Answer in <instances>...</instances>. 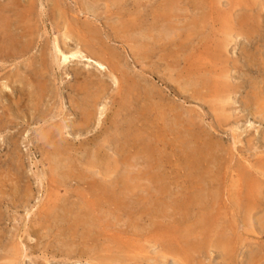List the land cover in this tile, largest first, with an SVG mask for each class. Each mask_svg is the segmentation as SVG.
<instances>
[{"label": "rangeland", "instance_id": "rangeland-1", "mask_svg": "<svg viewBox=\"0 0 264 264\" xmlns=\"http://www.w3.org/2000/svg\"><path fill=\"white\" fill-rule=\"evenodd\" d=\"M11 1L0 0V6L10 4ZM31 1L24 0V6ZM37 1L44 4L43 10L40 12L38 4L34 13L31 11L26 17L23 16L25 29L22 30V26L17 23L15 7H11L10 15L2 19L5 27L10 22L6 29L11 41L16 36L22 39L21 34L25 37L18 43L23 48L19 47L23 52L19 50L22 53L18 54L24 57L19 56L16 50L11 51V54L9 49L11 56L0 59V63H4L0 65V264H264V0H58L60 12L55 15L51 10L53 0ZM197 3H201V6ZM213 6L217 10H213ZM201 8L204 9L202 12ZM229 9H232L234 16ZM19 10L22 11L23 7ZM83 11L87 16L81 14ZM215 12L224 18L219 19L220 16L217 17ZM77 14L81 16L80 22L75 21ZM214 15L218 20L215 17L211 19L210 16ZM7 16H10L9 19ZM190 17L198 23L191 18L193 23ZM201 19L209 21V24L199 21ZM81 22L83 24L80 25ZM180 23L184 24L180 26ZM254 25L258 26L257 30ZM83 27L97 30L107 43L108 51L122 55H116L113 61L107 60L109 67L106 60H100L109 68L106 71L110 72L101 74L94 65L82 60H78L80 63L70 62L63 68L52 65L54 61L49 50L55 38L65 54L69 53L66 44L70 52L77 50L86 53L78 38L72 37L75 31L70 32L74 28L84 32L82 29L86 28ZM69 35L72 38L65 44ZM22 41L29 47L25 44L27 48L23 46ZM29 60H33V67L29 66ZM39 61H48L49 64L46 62V66H41ZM35 66H39V70L45 69V76L40 73L43 70L39 71ZM86 71L90 78L86 77ZM19 73L26 75L27 79H34V82L29 80L33 86L29 87L31 83L23 76V81L18 78L19 85L15 84L14 80L18 76L14 74L20 77ZM46 76L49 83L53 82V88L47 83ZM45 83L48 92L42 98L44 102L37 103L33 98L37 91L35 85L43 86ZM23 87L26 92L22 90ZM49 87L55 91H49ZM54 93L58 96H54ZM85 98L89 100L86 105L83 104ZM132 98L139 101L133 102ZM77 101H80L81 107ZM34 106L40 107L39 110H35ZM87 109L90 114H94L89 121L90 129L88 126L79 127L83 122V117L80 120L79 115ZM129 115L130 118L126 119ZM73 129H77V134ZM54 130L61 132L55 139H62L59 145L66 148H61L66 152L59 158L52 154L50 144H45L46 137L55 133ZM85 132L89 136H85ZM125 135L130 137L127 139ZM43 143L49 145V148H45ZM85 146L89 148L85 150ZM145 146L149 150H144ZM135 151L138 153L134 155ZM48 153L50 156L46 158ZM49 159H52L51 163ZM71 169H74V173ZM60 173L63 177H60ZM75 174L79 178L83 177L81 182ZM89 175L94 178L88 179ZM75 181L80 182L81 187ZM102 181L107 182L105 186L110 192L119 194L124 204H94L101 194ZM81 188H84V193ZM210 221L213 223L210 224ZM86 226H89L88 231ZM85 233L88 237L84 236ZM226 245L231 246V251H227L229 247Z\"/></svg>", "mask_w": 264, "mask_h": 264}, {"label": "bare ground", "instance_id": "bare-ground-1", "mask_svg": "<svg viewBox=\"0 0 264 264\" xmlns=\"http://www.w3.org/2000/svg\"><path fill=\"white\" fill-rule=\"evenodd\" d=\"M24 1V0H23ZM23 1H21V0H12L11 2H10V4H5V5H1L0 6V59H6L7 57H10L11 55L9 54V52H14L15 50H16V52H17V54L20 52V51H22L23 52V50H20V48L22 47V46H19V41L20 40H23L24 39V35L23 34H21L20 36H22V39H20L18 36H16V39L15 38H13L12 39V41H11V39H10V36L8 35L9 33H8V31H7V29L6 28H8L9 27V23L10 22H8V26H7V24H6V27H5V23H4V21L2 20L3 19V17L4 16H6V15H10V12H11V7L13 8V7H15V8H13V9H15V15L18 17L17 18V23L18 24H20L22 27H21V29L23 30V29H25L26 28V25H25V21H24V17H26L25 15H27L28 13H30L31 11H33V13H34V10H37V6H38V4H40L38 7H39V10H40V12H42V10H43V5L41 4V3H39L37 0H32L31 2H27V5L26 6H24L25 4L23 3ZM50 1H52V0H50ZM93 1V0H92ZM162 1V0H161ZM185 1V0H184ZM197 2H198V0H196ZM195 1V2H196ZM200 1V0H199ZM215 1V0H214ZM214 1H212V2H214ZM217 1V0H216ZM242 1V0H241ZM244 2H246L245 0H243ZM252 1V0H251ZM7 2V1H6ZM60 1H58V0H53L52 1V5H51V10L53 11V15H55L56 14V12H60V3H59ZM136 2V1H135ZM145 2V1H144ZM189 2V1H188ZM210 2V1H209ZM244 2H242V4L244 3ZM248 2H250V1H248ZM8 3V2H7ZM86 3V2H85ZM106 3V2H105ZM156 3V2H155ZM240 3V2H239ZM251 3V2H250ZM253 3V2H252ZM198 4V3H197ZM201 4V3H200ZM200 4H198V5H200ZM210 4H211V2H210ZM217 4V3H216ZM248 4V3H247ZM46 5V4H45ZM86 5H87V3H86ZM85 5V6H86ZM89 5V4H88ZM91 5V4H90ZM147 5H148V3H147ZM153 5V4H152ZM194 5H196V4H194ZM212 5H213V3H212ZM215 5V4H214ZM223 5V4H222ZM233 5H235V4H233ZM233 5H229V7L230 6H232V8H234L233 7ZM244 5V4H243ZM246 5V4H245ZM249 5V4H248ZM248 5H247V8H248ZM261 5V4H260ZM264 5V4H263ZM82 6V5H81ZM118 6V5H117ZM164 6V5H163ZM201 6V5H200ZM206 6V5H205ZM226 6V5H225ZM242 6V5H241ZM250 6V5H249ZM23 7V10L22 11H18V9H20V8H22ZM91 7V6H90ZM122 7V6H121ZM206 7H210V5L209 6H206ZM206 7H205V9H206ZM253 7V6H252ZM84 7H82V8H80L81 10L80 11H82V9H83ZM111 8V7H110ZM113 8H115V7H113ZM117 8V7H116ZM135 8V7H134ZM153 8V7H152ZM161 8H162V5H161ZM191 8V7H190ZM213 8V10H217L216 8L214 9V6L212 7ZM240 8V7H239ZM238 8V9H239ZM242 8V7H241ZM246 8V7H245ZM262 8V7H261ZM264 8V7H263ZM94 9V8H93ZM112 9V8H111ZM195 9V8H194ZM196 9L198 10L199 9V7H197L196 6ZM202 9L203 8H201V12H202ZM236 9V8H235ZM234 9V10H235ZM260 9V8H259ZM149 10H151V9H149ZM164 10V9H163ZM188 10H189V8H188ZM192 10H193V8H192ZM200 10V9H199ZM198 10V11H199ZM204 10V9H203ZM230 10V9H229ZM232 10V9H231ZM230 10V11H231ZM241 10H243V9H241ZM251 10V9H250ZM18 11V12H17ZM51 11V12H52ZM115 11V10H114ZM122 11V10H121ZM130 11V10H129ZM128 11V12H129ZM174 11V10H173ZM187 11V10H186ZM185 11V12H186ZM93 12V11H92ZM165 12V11H164ZM189 12V11H188ZM191 12V11H190ZM194 12H195V10H194ZM210 12V11H209ZM208 12V13H209ZM252 12V11H251ZM32 13V14H33ZM48 13V12H47ZM79 13V12H78ZM89 13H91V12H89ZM98 12H96V14H97ZM112 13V12H111ZM115 13V12H114ZM196 13H198V12H196ZM196 13H194L195 14V16H196ZM200 13V12H199ZM208 13H206V14H208ZM230 13H232L231 15H233V11H231ZM234 13H235V11H234ZM246 13V12H245ZM248 13V12H247ZM253 13H255V12H253ZM42 14V13H41ZM49 14V13H48ZM60 14V13H59ZM66 14V13H65ZM81 14H84L85 15V13H84V11L83 12H81ZM92 14V13H91ZM99 14V13H98ZM118 14V13H117ZM159 14V13H158ZM172 14V13H171ZM211 13H209V15H210ZM215 14H217L218 15V12H215ZM221 14V13H220ZM228 14H229V12H228ZM236 14H238V12L236 13ZM240 14V13H239ZM47 15V14H46ZM50 15V14H49ZM48 15V16H49ZM58 15V14H57ZM83 15V16H84ZM112 15V14H111ZM174 15V14H173ZM199 15V14H198ZM213 15V14H212ZM242 15V14H241ZM24 16V17H23ZM34 16V15H33ZM75 16V15H74ZM85 16H87V15H85ZM154 16V15H153ZM220 15H218L217 17H219ZM234 16V15H233ZM233 16H232V18H233ZM262 16V15H261ZM8 17H10V16H7V19H9ZM46 17V16H45ZM50 17V16H49ZM52 17V16H51ZM67 17V16H66ZM81 16H80V14H77V16H76V19H75V21H78V22H80L81 20V18H80ZM112 17V16H111ZM114 17V16H113ZM155 17V16H154ZM164 17V16H163ZM175 17V16H174ZM185 17V16H184ZM194 17V16H193ZM193 17H190V20H191V18L193 19ZM210 17H212L211 19H213V17H215V19H217L216 18V15H214V16H210ZM209 17V18H210ZM244 17V16H243ZM258 17V16H257ZM34 18H35V16H34ZM37 19H38V17H36ZM46 18H48V17H46ZM95 18V17H94ZM115 18V17H114ZM178 18H180V17H177V19ZM186 18V17H185ZM184 18V19H185ZM189 18V17H188ZM195 18V17H194ZM205 18V17H204ZM204 18H202V19H204ZM222 18H224V17H222ZM221 18V16H220V18L219 19H222ZM230 18V17H229ZM231 18V19H232ZM255 18V17H254ZM42 19H44V18H42ZM51 19H54V18H51ZM59 19H61V16H59ZM66 19H68V17L66 18ZM84 19V18H83ZM91 19V18H90ZM89 19V20H90ZM95 19H97V17L95 18ZM116 19V18H115ZM118 19V18H117ZM116 19V20H117ZM181 19V18H180ZM183 19V20H184ZM199 20V21H204V20ZM244 19V18H243ZM48 20V19H47ZM194 20V19H193ZM193 20H191L193 23H194V21ZM218 20V19H217ZM238 20V19H237ZM237 20H235V21H237ZM36 21V20H35ZM52 21V20H51ZM59 21V20H58ZM69 21V20H68ZM222 21V20H221ZM245 21V20H244ZM254 21V20H253ZM7 22V21H6ZM56 22V21H55ZM92 22V21H91ZM196 22V21H195ZM205 22V21H204ZM209 22V21H208ZM208 22H205V23H207V24H209ZM223 22H227V21H224V19H223ZM252 22V21H251ZM33 23V22H32ZM37 23V22H36ZM65 23V22H64ZM77 23V22H76ZM126 23V22H125ZM164 23V22H163ZM189 23H191V22H189ZM198 22H196V24H197ZM203 23V22H202ZM232 23H233V21H232ZM246 23H248V21L246 22ZM252 23H254V22H252ZM255 23H257V22H255ZM58 24V23H57ZM66 24V23H65ZM81 24H83L82 22L80 23V25ZM90 24V23H89ZM97 24V23H96ZM107 24H109V23H107ZM146 24V23H145ZM182 24H184V23H182ZM181 23H180V26L182 25ZM227 24H228V22H227ZM231 24V23H230ZM235 24H236V22H235ZM239 24H241L240 22H239ZM259 24V23H258ZM63 25V24H62ZM79 25V24H78ZM78 25H77V27H78ZM111 25H113V24H111ZM110 25V26H111ZM116 25H118V24H116ZM128 25V24H127ZM192 25V24H191ZM234 25V24H233ZM14 26H15V23H14ZM46 26V25H45ZM54 26H56V25H54ZM64 26V25H63ZM73 26H75V25H73ZM82 26H84V25H82ZM86 26V25H85ZM159 26V25H158ZM194 26V25H193ZM193 26H191V27H193ZM240 26H242V25H240ZM47 27V26H46ZM45 27V28H46ZM60 27V26H59ZM65 27V26H64ZM80 27V26H79ZM112 27V26H111ZM171 27H172V25H171ZM173 27H175V26H173ZM184 27V26H183ZM182 27V28H183ZM188 27V26H187ZM187 27H185V28H187ZM196 27V26H195ZM198 27H199V25H198ZM239 27V26H238ZM251 27H253V26H251ZM254 27L256 28L255 30H257V27L254 25ZM260 27V26H259ZM16 28V27H15ZM17 28H19L18 27V25H17ZM53 28V27H52ZM63 28V27H62ZM83 28H86V29H82L84 32H79V28L78 29H76V28H74V29H72V31L70 30V32L72 33V32H74L75 34H73V36L72 37H77L78 38V40H79V44H81L82 46H83V48L86 50V53L84 52V54L83 53H81V51L80 52H78L77 50L76 51H69V49L67 48V40H69V38H72V37H70V35L68 36V38L66 37V39H65V41L66 42H64L65 44H66V51H68L69 53H67V54H65V53H63L61 50H60V48H59V42H57L56 41V38L55 39H53V41H51V42H53L52 43V45H51V47H52V49L50 48V50H49V53L51 52V56H52V60L54 61V64H52V65H55V68H57V66L60 68V67H62L63 68V66H67V64H69L70 62L72 63L73 61H78V60H82V61H85V62H88L89 64L91 63L92 65H94L95 66V68H96V70L99 72V73H105V72H107L106 70H107V68L109 67V63L107 62V60H109V62H110V60H112V59H116V57L118 56L117 54H115L114 55V51H113V53H112V51H111V53H110V51H108V49L107 48H109L108 46H107V43H105V41L102 39V36H100V34L98 33V31L97 30H93L92 28H90V27H83ZM96 27H94V29H95ZM126 28V27H125ZM228 28V27H227ZM245 28V27H244ZM33 29H35V28H33ZM49 29V28H48ZM69 29V28H68ZM102 29V28H101ZM119 29V28H118ZM126 29H128V28H126ZM125 29V30H126ZM158 29V28H157ZM156 29V30H157ZM171 29V28H170ZM169 29V30H170ZM172 29H174V28H172ZM191 29V28H190ZM193 29V28H192ZM246 29V28H245ZM253 29V28H252ZM12 30V29H11ZM36 30V29H35ZM74 30V31H73ZM108 30V29H107ZM201 30V29H200ZM199 30V31H200ZM248 30V29H247ZM254 30V29H253ZM27 31V30H26ZM25 31V32H26ZM33 31V30H32ZM45 31V30H44ZM51 31V30H50ZM59 31V30H58ZM61 31V30H60ZM66 31V30H65ZM172 31V30H171ZM177 31V30H176ZM179 31V30H178ZM181 31V30H180ZM184 31V30H183ZM187 31V30H186ZM202 31V30H201ZM108 32V31H107ZM158 32V31H157ZM168 32V31H167ZM174 32V31H173ZM173 32H172V34H173ZM257 32V31H256ZM35 33V32H34ZM34 33H32V34H34ZM46 33V32H45ZM61 33V32H60ZM67 33V32H66ZM65 33V34H66ZM69 33V32H68ZM126 33V32H125ZM135 33V32H134ZM165 33V32H164ZM177 33V32H176ZM183 33V32H182ZM188 34H190V32H187ZM187 33H185V34H187ZM197 33V32H196ZM196 33H194V34H196ZM15 34H16V32H15ZM38 34V33H37ZM48 34V33H47ZM107 34V33H106ZM111 34V33H110ZM143 34V33H142ZM157 34V33H156ZM162 34V33H161ZM171 34V33H170ZM172 34L171 35H169L170 36V39H171V36H172ZM178 34H179V32H178ZM187 34V35H188ZM192 34V33H191ZM193 34V35H194ZM202 34V33H201ZM35 35V34H34ZM41 35V34H40ZM46 35V34H45ZM103 35V34H102ZM33 36V35H32ZM36 36V35H35ZM52 36V35H51ZM104 36V35H103ZM108 36V35H107ZM121 36V35H120ZM139 36V35H138ZM179 36H181V34L179 35ZM196 36H198L197 34H196ZM12 37V36H11ZM46 37V36H45ZM63 37V36H62ZM162 37H163V35H162ZM175 37V36H174ZM195 37V36H194ZM194 37H192V38H194ZM33 38V37H32ZM38 38V37H37ZM41 38V37H40ZM49 38V37H48ZM64 38V37H63ZM110 38V37H109ZM165 38V37H164ZM163 38V39H164ZM178 39L180 38V37H177ZM191 38V39H192ZM62 39V38H61ZM107 40H109L108 38H106ZM197 39H199V38H197ZM249 39V38H248ZM47 40V39H46ZM55 40V41H54ZM77 39H75V41H76ZM155 40H157V39H155ZM167 40V39H166ZM172 40H173V37H172ZM208 40H209V38H208ZM34 41L36 42V40L34 39ZM45 41V40H44ZM59 41V40H58ZM110 41V40H109ZM108 41V42H109ZM127 41V40H126ZM187 41V40H186ZM194 41V40H193ZM195 41H196V38H195ZM205 41V40H204ZM224 41H226V40H224ZM23 42V41H22ZM32 42H33V40H32ZM34 42V43H35ZM107 42V41H106ZM111 42V41H110ZM166 42V41H165ZM164 42V43H165ZM177 43L176 44H178V41H176ZM183 41H181V43H182ZM201 42V41H200ZM34 43H33V45H34ZM63 43V44H64ZM112 43V42H111ZM161 43V42H160ZM171 43V42H170ZM175 43V42H174ZM184 43V42H183ZM191 43V42H190ZM217 43H219V42H217ZM18 44V45H17ZM22 43H20V45H21ZM26 45V43H24L23 42V46H25ZM38 44V43H37ZM168 44H169V42H168ZM49 45V44H48ZM127 45H128V42H127ZM27 47H29L28 45H26ZM25 46V47H26ZM39 45H37V47H38ZM197 46V45H196ZM20 47V48H19ZM26 47V48H27ZM34 47H35V45H34ZM33 47V48H34ZM36 47V48H37ZM47 47V46H46ZM46 47H44L45 49H46ZM133 47H135V45L133 46ZM32 48V49H33ZM35 48V49H36ZM49 48V47H48ZM65 47H63V49H64ZM112 48V47H111ZM9 49H11L9 52H8V50ZM21 49H23V48H21ZM31 49V48H30ZM116 49V48H115ZM138 49V48H137ZM20 50V51H19ZM26 50V52H27V49H25ZM42 50V49H41ZM7 51V52H6ZM131 51V50H130ZM12 52H11V54H12ZM22 52H20V53H22ZM26 52H24V53H26ZM44 52H45V54H46V50H44ZM43 51H42V53H44ZM83 52V51H82ZM119 52V51H118ZM168 52V51H167ZM8 53V54H7ZM28 53V52H27ZM30 53V52H29ZM41 53V54H42ZM48 53V52H47ZM116 53V52H115ZM138 53V52H137ZM152 53V52H151ZM171 53V52H170ZM34 54V53H33ZM33 54H31V55H33ZM37 54V53H36ZM44 54V55H45ZM122 54V53H121ZM205 54V53H204ZM208 54H210L209 52H208ZM19 56H23L24 57V55H20V54H18ZM49 55V54H48ZM117 55V56H116ZM134 55V54H133ZM47 56V55H46ZM50 56V55H49ZM48 56V57H49ZM122 56V55H121ZM120 55L118 56V57H121ZM172 56V55H171ZM212 56V55H211ZM217 56V55H216ZM13 57V56H12ZM11 57V58H12ZM28 57H30V56H28ZM28 57H27V59L26 60H28ZM37 57H38V54H37ZM107 57V58H106ZM123 57H125V56H123ZM168 57V56H167ZM16 58V57H15ZM44 57H42V59H43ZM46 58V57H45ZM140 58H141V56H140ZM169 58V57H168ZM167 58V59H168ZM173 58V57H172ZM187 58V57H186ZM20 59V58H19ZM24 60H25V58H23ZM23 59H21V60H23ZM31 59H32V57H31ZM33 59H36V58H33ZM47 59V58H46ZM95 59H98L99 61H96ZM118 59V58H117ZM121 58H119V60H120ZM138 59V58H137ZM145 59V58H144ZM26 60H25V62H26ZM38 60H40V58L38 59ZM51 60V59H50ZM100 60H106L105 62H107V65H108V67L107 66H105L103 63H101V62H103V61H100ZM119 60H118V62H119ZM30 61V60H29ZM33 61V60H32ZM32 61H30V63L31 64H29V66L31 65L32 67H33V64H32ZM48 61H49V59H48ZM48 61H39V63L38 64H40L41 66H46L47 64H46V62L48 63ZM113 61V60H112ZM112 61H111V63H112ZM0 62H1V60H0ZM16 62V61H15ZM36 62H38L37 60H36ZM36 62H34V63H36ZM81 62V61H80ZM79 61H78V63H80ZM11 63V62H10ZM17 63V62H16ZM27 63V62H26ZM75 62H73V64H74ZM77 63V62H76ZM116 63H117V61H116ZM119 63H121V61L119 62ZM4 63H0V65H3ZM37 64V63H36ZM49 64V63H48ZM51 64V63H50ZM12 65H17V64H15V63H13ZM27 65V64H26ZM39 65V66H40ZM72 65V64H71ZM76 65V64H75ZM111 65V64H110ZM114 65V64H113ZM28 66V65H27ZM38 66V67H39ZM40 66V67H41ZM49 66V65H48ZM89 66V65H88ZM2 67V66H1ZM1 67H0V69H1ZM4 67V66H3ZM17 67V66H16ZM31 67V68H32ZM38 67H36L35 66V69L37 68V70H39V68ZM69 67V66H68ZM67 67V68H68ZM86 67V66H85ZM93 67V66H92ZM123 67V66H122ZM45 68H47V67H45ZM115 68V67H114ZM117 68V67H116ZM4 69V68H3ZM50 69V68H49ZM48 69V70H49ZM77 69V68H76ZM75 69V70H76ZM118 69H120L119 67H118ZM30 70V69H29ZM32 71H33V69H31ZM40 70H43V69H40ZM39 70V71H40ZM45 70V69H44ZM44 70L41 72L40 71V73H42L41 75H43V76H45V74H43V72H44ZM79 70H80V72H81V69H80V67H79ZM78 70V71H79ZM88 70H90V69H88ZM93 70V69H92ZM108 70H109V68H108ZM117 70V69H116ZM115 70V71H116ZM183 70V69H182ZM20 71V70H19ZM35 71V70H34ZM33 71V72H34ZM57 71V70H56ZM16 72H17V70H16ZM37 72V71H36ZM48 72V71H47ZM51 72H53V71H51ZM61 72V71H60ZM67 72V71H66ZM77 72V71H76ZM75 71H74V74L76 73ZM87 73V76L86 77H89L90 78V76H88V71H86ZM94 72V71H93ZM108 72H110V71H108ZM107 72V73H108ZM118 72V71H117ZM116 72V73H117ZM20 73H22L21 71H20ZM19 73V74H20ZM28 73V72H27ZM94 73H96V72H94ZM112 73V72H111ZM120 73V72H119ZM23 74V73H22ZM22 74H20V77H19V75H17V74H14V75H16V76H18L17 77V79L16 80H14L15 81V84L17 83V81H18V78H20L21 79V77L23 76L24 78H26L25 76L26 75H22ZM77 74V73H76ZM81 75L82 73H78V75ZM3 75V74H2ZM29 75V74H28ZM32 76H33V74H31ZM30 75V76H31ZM38 76H39V73L37 74ZM52 75V74H51ZM56 75H58L59 76V74H55V76ZM83 75V74H82ZM90 75V74H89ZM116 75V74H115ZM5 76V75H4ZM13 76V75H12ZM11 76V77H12ZM16 76H14V77H16ZM37 76V77H38ZM69 76H71V75H69ZM75 76V75H74ZM34 77V76H33ZM36 77V76H35ZM49 77V76H48ZM78 77H82V76H78ZM95 77V76H94ZM23 78V79H24ZM67 78V77H66ZM72 78H73V76H72ZM77 78V77H76ZM93 78V77H92ZM115 78V77H114ZM113 78V79H114ZM13 79V78H12ZM27 79V78H26ZM41 79H43V78H41ZM41 79H38V81L40 82V80ZM46 81H47V76H46ZM44 79V80H45ZM52 79V78H51ZM55 79V78H54ZM61 79V78H60ZM63 79V78H62ZM87 79V78H86ZM97 79H98V77H97ZM101 79V78H100ZM126 79H128V78H126ZM9 80V79H8ZM25 80V79H24ZM28 81L29 80H31V81H33L32 79H27ZM26 80V81H27ZM71 80V79H70ZM73 80H77V79H73ZM80 80V79H79ZM115 80V79H114ZM10 81V80H9ZM19 81H23L22 79L21 80H19ZM26 81H24V82H26ZM38 81H36L37 83H39ZM43 83H44V81L43 80H41ZM52 81V80H51ZM59 81V80H58ZM89 81V80H88ZM102 81H104V80H102ZM101 81V82H102ZM116 81V80H115ZM30 82V81H29ZM34 82V81H33ZM56 82V81H55ZM62 82V81H61ZM76 82H78V81H76ZM105 82V81H104ZM103 82V83H104ZM124 82V81H123ZM122 82V83H123ZM31 83V82H30ZM29 83V84H30ZM41 83V82H40ZM47 83H49V81H47ZM51 83H53V82H51ZM51 83H49V86H50V84ZM63 84H64V82H62ZM68 83V82H67ZM75 83V82H74ZM90 83V82H89ZM120 83H121V81H120ZM129 83V82H128ZM13 84V83H12ZM18 85H19V82L17 83ZM27 84V83H26ZM29 84H28V86H29ZM36 84V83H35ZM34 84V85H35ZM5 85V84H4ZM31 85H32V83L30 84V86L29 87H31ZM52 85V87L51 88H53V84H51ZM57 85V84H56ZM61 85V84H60ZM69 85H71L70 83H69ZM76 85V84H75ZM81 85V84H80ZM79 85V86H80ZM119 85V84H118ZM121 85V84H120ZM130 85V84H129ZM27 86V87H28ZM33 86V85H32ZM36 86V89H37V91L34 93V95H33V98H34V100H36L37 101V103H39L40 101H43L44 102V100L42 99L43 97H45V95L47 94V89L45 88L46 86H47V84L45 83L43 86L42 85H40V84H37V85H35ZM34 86V87H35ZM137 86V85H136ZM219 86V85H218ZM20 87V86H19ZM26 87V88H27ZM118 87V86H117ZM135 87V86H134ZM151 87V86H150ZM204 87V86H203ZM203 87H202V89H203ZM50 88V87H49ZM50 88V89H51ZM55 88V87H54ZM57 88V87H56ZM128 88V87H127ZM130 88V87H129ZM128 88V89H129ZM131 88H132V86H131ZM130 88V89H131ZM206 88H208V87H206ZM228 88V87H227ZM6 89V88H5ZM10 89V88H9ZM19 89V88H18ZM49 89V91H52L53 89H51L50 90ZM119 89V88H118ZM122 89V88H121ZM125 89V88H124ZM127 89V90H128ZM129 89V90H130ZM20 91H21V88L19 89ZM22 90H24V87H23V89ZM28 90V89H27ZM32 90V89H31ZM74 90V89H73ZM153 90V89H152ZM155 90V89H154ZM153 90V91H154ZM8 91V90H7ZM25 91V90H24ZM55 90H53L52 92H54ZM56 91H57V89H56ZM77 91V90H76ZM76 91H74V92H76ZM89 91V90H88ZM124 91V90H123ZM126 91V90H125ZM133 91V90H132ZM135 91V90H134ZM144 91H145V93L147 92L145 89H144ZM143 90H142V92H144ZM155 91H157V90H155ZM196 91H197V89H196ZM4 92V91H3ZM15 92V91H14ZM26 92V91H25ZM33 92V91H32ZM195 92V91H194ZM5 93V92H4ZM12 93V92H11ZM57 93H58V91H57ZM57 93H54V96L55 95H57ZM155 93V92H154ZM157 94H159L158 92H156ZM14 94V93H13ZM16 94V93H15ZM32 94V93H31ZM51 94V93H50ZM84 94H87V92L86 93H83V95ZM127 94V93H126ZM136 94V93H135ZM137 94H139L138 92H137ZM197 94H199L198 92H197ZM207 94V93H206ZM101 95V94H100ZM122 95V94H121ZM128 95H130V94H128ZM143 95V94H142ZM145 95V94H144ZM152 95V94H151ZM150 95V96H151ZM154 95V94H153ZM58 96V95H57ZM56 96V97H57ZM94 96V95H93ZM105 96V95H104ZM135 96V95H134ZM148 96H149V94H148ZM156 96V95H155ZM51 97V96H50ZM92 97V96H91ZM114 97V96H113ZM116 97V96H115ZM119 97V96H118ZM121 97V96H120ZM128 97V96H127ZM158 97V96H157ZM26 98V97H25ZM108 98V97H107ZM122 98V97H121ZM135 98V97H134ZM146 98V97H145ZM151 98H152V96H151ZM159 98H161V96L159 97ZM28 99V98H27ZM26 99V100H27ZM42 99V100H41ZM119 99V98H118ZM139 99V98H138ZM157 99V98H156ZM122 100V99H121ZM121 100H120V102H121ZM125 100V99H124ZM124 100H122V101H124ZM129 100V99H128ZM132 100H133V98H132ZM131 100V101H132ZM135 100V99H134ZM134 100H133V102H134ZM137 100V99H136ZM136 100H135V102H136ZM92 101V100H91ZM116 101V100H115ZM137 101H139V100H137ZM140 101H142L141 99H140ZM158 101V100H157ZM161 100H159V102H160ZM163 101V100H162ZM17 102V101H16ZM78 102V101H77ZM80 102V101H79ZM79 102H78V104H79ZM89 102V100L87 99V98H85L84 99V102H83V104H87ZM93 102V101H92ZM97 102V101H96ZM113 102V101H112ZM148 102V101H147ZM156 102V101H155ZM1 103V102H0ZM27 103H29V102H27ZM26 103V104H27ZM42 103V102H41ZM40 103V104H41ZM117 103V102H116ZM143 103H144V100H143ZM251 103V102H250ZM19 104H20V102H19ZM29 104H31V102L29 103ZM93 104V103H92ZM128 104V103H127ZM130 104H131V102H130ZM133 104V103H132ZM141 104V103H140ZM150 104V103H149ZM154 104V103H153ZM18 105V104H17ZM16 105V106H17ZM28 105V104H27ZM42 105H43V103H42ZM41 105V106H42ZM75 105V104H74ZM97 105V104H96ZM118 105V104H117ZM122 107L124 106V105H122V104H120ZM138 105V104H137ZM157 105V104H156ZM78 106H80V104L78 105ZM130 106V105H129ZM129 106H126V107H129ZM145 106V105H144ZM261 106V105H260ZM18 107V106H17ZM35 107V106H34ZM38 107V106H37ZM35 107V110H39V108L40 107ZM60 107H61V105H60ZM81 107V106H80ZM88 107V106H87ZM132 107V106H131ZM140 107H142V106H140ZM146 107H147V105H146ZM153 107V106H152ZM151 107V108H152ZM166 107V106H165ZM28 108V107H27ZM89 108V107H88ZM132 108H134V107H132ZM15 109H16V107H15ZM22 110H23V108H21ZM28 109H30V108H28ZM66 109V108H65ZM64 109V110H65ZM142 109H143V107H142ZM257 109V108H256ZM262 109V108H261ZM81 111H82V109H80ZM112 110V109H111ZM120 110H121V108H120ZM130 110V109H129ZM158 110V109H157ZM161 110V109H160ZM9 111V110H8ZM42 111H43V109H42ZM41 111V112H42ZM105 111V110H104ZM124 111V110H123ZM122 111V112H123ZM136 111V110H135ZM135 111H133V112H135ZM148 111V110H147ZM146 111V112H147ZM167 111V113H168V110H166ZM264 110H262V112H263ZM2 112V111H1ZM20 112H21V110H20ZM25 112V111H24ZM38 112V111H37ZM36 112V114H39V113H37ZM40 112V114L42 115V113ZM83 112V111H82ZM159 112V111H158ZM5 113V112H4ZM7 113V112H6ZM45 113V112H44ZM74 113H75V110H74ZM129 113V112H128ZM131 113H132V111H131ZM130 113V114H131ZM136 113H137V111H136ZM150 113V112H149ZM156 113V112H155ZM166 113V112H165ZM18 114H19V112H18ZM47 114V113H46ZM78 114V113H77ZM119 114V113H118ZM117 114V115H118ZM124 114V113H123ZM122 114V115H123ZM134 114V113H133ZM262 114V113H261ZM21 115V114H20ZM23 115H24V113H23ZM45 115V114H44ZM75 115H76V113H75ZM92 115H94V114H90L89 112H88V109L84 112V113H82L81 115H79V118H81V117H83V122H82V124L79 126V127H81V128H84V127H86L87 128V126L89 125V121L91 120V118H92ZM139 115V114H138ZM147 115L149 116V114L147 113ZM146 115V116H147ZM151 115V114H150ZM255 115V114H254ZM257 115V114H256ZM4 116V115H3ZM40 116V115H39ZM99 116V115H98ZM97 116V117H98ZM115 116V115H114ZM121 116V115H120ZM145 116V117H146ZM154 116H155V114H154ZM160 116V115H159ZM162 116V115H161ZM169 116V115H168ZM6 117V116H5ZM43 117V116H42ZM42 117L40 118V120L42 119ZM47 117V116H46ZM100 117V116H99ZM139 117V116H138ZM144 117V116H143ZM156 117V116H155ZM26 118V117H25ZM45 118V117H44ZM48 118V117H47ZM128 118H130V115H129V117L127 116V118L126 119H128ZM142 118V117H141ZM140 118V119H141ZM148 118V117H147ZM154 118V117H153ZM17 119V118H16ZM66 119V118H65ZM120 119V118H119ZM122 119H124V118H122ZM139 119V120H140ZM11 120V119H10ZM80 120H82V118L80 119ZM93 120V119H92ZM98 120V119H97ZM142 120V119H141ZM140 120V121H141ZM159 120V119H158ZM164 120V119H163ZM63 121H64V119H63ZM112 121V120H111ZM138 121V120H137ZM161 121V120H160ZM5 122V121H4ZM65 122V121H64ZM63 122V123H64ZM93 122V121H92ZM127 122V121H126ZM151 122V121H150ZM165 122H167V121H164V123ZM169 122V121H168ZM180 122V121H179ZM9 123V122H8ZM10 123H12V122H10ZM96 123V122H95ZM113 123V122H112ZM115 123V122H114ZM134 123V122H133ZM136 123H138V122H136ZM141 123V122H140ZM149 123V122H148ZM153 123V122H152ZM62 124V123H61ZM76 124V123H75ZM78 124H79V121H78ZM98 124H100V123H98ZM180 124V123H179ZM7 125V124H6ZM63 125V124H62ZM91 125H92V123H91ZM104 125V124H103ZM115 125V124H114ZM145 125V124H144ZM165 125V124H164ZM65 126V125H64ZM94 127H96L95 125H93ZM97 126H100V125H97ZM102 126V125H101ZM140 126V125H139ZM169 126V125H168ZM167 126V127H168ZM30 127H32V126H30ZM67 127H69V126H67ZM74 127V126H73ZM89 128L88 129H90V126H88ZM135 127V126H134ZM148 127V126H147ZM152 128H154V126H151ZM5 128V127H4ZM43 128V127H42ZM74 128H76V126L74 127ZM92 128V127H91ZM100 128H102V127H100ZM140 128V127H139ZM151 128V129H152ZM181 128H183V127H181ZM62 129V128H61ZM64 129H65V131H67L68 132V129L66 130V128L64 127ZM71 129H72V127H71ZM93 129V128H92ZM91 129V130H92ZM96 129V128H95ZM105 129V128H104ZM150 129V128H149ZM171 129V128H170ZM40 130V129H39ZM70 130V129H69ZM75 130H77V129H73V131L75 132ZM84 131H85V129H83ZM94 130V129H93ZM99 130V129H98ZM103 130V129H102ZM162 130V129H161ZM173 130V129H172ZM187 130V129H186ZM54 131H56V130H54ZM73 131H70V132H73ZM78 131L80 132L81 130L80 129H78ZM77 131V132H78ZM47 132H48V130H47ZM51 132V131H50ZM74 132H73V134H74ZM88 132V131H87ZM99 132H100V130H99ZM114 132H116V131H114ZM165 132V131H164ZM163 132V133H164ZM63 133V132H62ZM76 133V132H75ZM92 133V132H91ZM109 133V132H108ZM147 133H149V132H147ZM162 133V134H163ZM170 133V132H169ZM61 134V132H55V133H53V134H51V135H49V136H47L46 137V141L45 142H47V143H45V144H50V147L52 148V150H53V152H52V154L54 155V156H56V157H62L64 154H65V152H63V149H61V148H64V150L66 149L65 148V146L63 145V146H60L59 144H60V142H61V140L62 139H55V137H56V135L58 136V135H60ZM65 134L67 135V133L65 132ZM65 134H63V138H64V136H65ZM77 134V133H76ZM82 135H83V132L81 133ZM80 133H79V137H81L80 135H81ZM85 134H86V132H85ZM89 134V133H88ZM106 134H107V132H106ZM109 134H111V133H109ZM108 134V135H109ZM161 134V135H162ZM184 134V133H183ZM40 135V134H39ZM69 135V134H68ZM67 135V136H68ZM95 135V134H94ZM100 135V134H99ZM170 135V134H169ZM172 135V134H171ZM180 135H182V133L180 134ZM41 136H42V134H41ZM40 136V137H41ZM43 136H45L44 135V133H43ZM70 136V135H69ZM68 136V137H69ZM85 136H89V135H85ZM105 136H107V135H105ZM183 136V135H182ZM39 137V136H38ZM60 137V136H59ZM66 137V136H65ZM78 137V138H79ZM93 137V136H92ZM111 137V136H110ZM114 137V136H113ZM130 136H128V135H125V138H129ZM41 138H43V137H41ZM40 138V139H41ZM45 138V137H44ZM140 138V137H139ZM162 138H164V137H162ZM65 139V138H64ZM63 139V140H64ZM69 139V138H68ZM70 139H72V138H70ZM74 139V138H73ZM86 139H88V138H86ZM85 139V140H86ZM97 139V138H96ZM109 139V138H108ZM39 140V139H38ZM37 140V141H38ZM42 140V139H41ZM66 140H67V138H66ZM84 140V141H85ZM98 140H99V138H98ZM112 140V139H111ZM165 140H167V138L165 139ZM11 141V140H10ZM65 141V140H64ZM97 141V140H96ZM104 141H106L105 139H104ZM42 142H44V141H42ZM99 142V141H98ZM103 142V141H102ZM109 142V141H108ZM111 142V141H110ZM160 142V141H159ZM36 143V142H35ZM70 143V142H69ZM69 143H67V145H69ZM81 143V142H80ZM112 143V142H111ZM119 143V142H118ZM122 143V142H121ZM12 144V143H11ZM37 144V143H36ZM42 144V143H41ZM44 144V143H43ZM44 144V145H45ZM72 144H73V142H72ZM82 145H83V143H81ZM95 144V143H94ZM105 144H107V143H105ZM124 144V143H123ZM170 144V143H169ZM14 145V144H13ZM164 145H166V144H164ZM175 145V144H174ZM48 146V148H49V145H47ZM47 146L45 145V148H47ZM60 146V147H59ZM93 146V145H92ZM142 146V145H141ZM186 146V145H185ZM44 147V146H43ZM72 147V146H71ZM86 147V146H85ZM88 147V146H87ZM87 147L85 148V150H87ZM110 147V146H109ZM40 148V147H39ZM89 148V147H88ZM98 148H100V147H98ZM98 148L96 149V150H98ZM102 148V147H101ZM141 148H143V147H141ZM108 149V148H107ZM144 150H149V148L147 147V146H145L144 148H143ZM51 150V149H50ZM79 150V149H78ZM113 150V149H112ZM118 150V149H117ZM122 150V149H121ZM123 150H124V148H123ZM19 151V150H18ZM40 151H43V150H40ZM46 151H48L47 149H46ZM68 151V150H67ZM91 151V150H90ZM99 151H100V149H99ZM118 151H120V150H118ZM117 151V152H118ZM81 152V151H80ZM83 152H84V149H83ZM87 152V151H86ZM89 152V151H88ZM127 152V151H126ZM125 152V153H126ZM42 153V152H41ZM44 153L46 154V152L44 151ZM76 153V152H75ZM109 153V152H108ZM119 153V152H118ZM134 153V155L136 154V153H138L137 151H135V152H133ZM145 153V152H144ZM143 153V154H144ZM149 152L147 151V154H148ZM69 154V153H68ZM77 154V153H76ZM83 154V153H82ZM96 154H97V152H96ZM99 154H100V152H99ZM115 154H117V153H115ZM121 154V153H120ZM123 154V153H122ZM146 154V155H147ZM150 154V153H149ZM18 155H20V154H18ZM70 155V154H69ZM87 155V154H86ZM86 155H85V157H86ZM102 155V154H101ZM118 155V154H117ZM193 155H194V152H193ZM42 156H43V154H42ZM48 156H50L49 155V153H48V155L46 156V158H48ZM67 156V155H66ZM76 156V155H75ZM124 156H125V154H124ZM132 156V155H131ZM137 156V155H136ZM192 156V155H191ZM20 157H21V155H20ZM45 157V156H44ZM82 157V156H81ZM87 157H88V155H87ZM101 156H99V158H100ZM113 157V156H112ZM118 157V156H117ZM126 157V156H125ZM138 157V156H137ZM91 158V157H90ZM94 158V157H93ZM102 158V157H101ZM105 158V157H104ZM142 158H143V156H142ZM147 158V157H146ZM68 159V158H67ZM86 159V158H85ZM128 159V158H127ZM50 160H52V159H49V162H50ZM63 160V159H62ZM100 160V159H99ZM133 160V159H132ZM53 161H54V159H53ZM53 161H52V164H53ZM95 161V160H94ZM97 161H98V159H97ZM123 161V160H122ZM22 162V161H21ZM59 162V161H58ZM119 162H121V161H119ZM20 163V162H19ZM51 163V162H50ZM56 163V162H55ZM54 163V164H55ZM77 163H79V161L77 162ZM89 163V162H88ZM215 163V162H214ZM15 164V163H14ZM97 164V163H96ZM89 165H91V164H89ZM98 165V164H97ZM128 165V164H127ZM21 166V165H20ZM50 166V165H49ZM70 166V165H69ZM85 166V165H84ZM84 166H82V167H84ZM150 165H148V167H149ZM13 167H15V165L13 166ZM12 167V168H13ZM51 167V166H50ZM66 167V166H65ZM129 167V166H128ZM52 168V167H51ZM50 168V169H51ZM57 168V167H56ZM72 168V167H71ZM79 168V167H78ZM114 168V167H113ZM118 168V167H117ZM156 168V167H155ZM11 169V168H10ZM21 169V168H20ZM19 169V170H20ZM49 169V170H50ZM53 169V168H52ZM70 169V168H69ZM69 169H67V171L69 170ZM48 170V171H49ZM74 170V169H73ZM73 170L71 169V171H72V173H74L73 172ZM181 170V169H180ZM62 171V170H61ZM83 171V170H82ZM114 171H115V169H114ZM113 171V172H114ZM127 171V170H126ZM10 172H12V171H10ZM56 172V171H55ZM78 173V171H77V169L75 170V173ZM81 172V171H80ZM107 172H108V170H107ZM208 172V171H207ZM57 173H58V171H57ZM62 173L64 174V171H62ZM62 173H60V175H62ZM68 173V172H67ZM76 173V174H77ZM83 173V172H82ZM216 173V172H215ZM13 174H15V172L14 173H12V175ZM17 174V173H16ZM75 174V176H77ZM86 174V173H85ZM101 174H102V172H101ZM105 174V173H104ZM157 174V173H156ZM52 175V174H51ZM82 175V174H81ZM87 176H88V174H86ZM167 175V174H166ZM71 176V175H70ZM72 176H74V174L72 175ZM84 176V175H83ZM90 176V175H89ZM130 176V175H129ZM145 176V175H144ZM188 176V175H187ZM60 177H63V175L62 176H60ZM55 178H57V177H55ZM77 178H78V180L80 179V182L82 181V178H79L78 176H77ZM85 178H88V177H85ZM90 178H94L93 176L91 177H89L88 179H90ZM99 178V177H98ZM130 178V177H129ZM128 178V179H129ZM149 178V177H148ZM217 177H215V179H216ZM63 179V178H62ZM66 179V178H65ZM65 179H63V180H65ZM74 179V178H73ZM121 179V178H120ZM127 179V178H126ZM137 179V178H136ZM140 179V178H139ZM95 181L97 180L96 178L94 179ZM93 180V181H94ZM100 180V179H99ZM102 180V179H101ZM116 180V179H115ZM213 180V179H212ZM217 180V179H216ZM55 181V180H54ZM53 181V182H54ZM61 181V180H60ZM67 181V180H66ZM68 181H70L69 180V178H68ZM83 181L85 182V180L83 179ZM121 181V180H120ZM127 181V183H128V180H126ZM125 181V182H126ZM209 182L211 181V180H208ZM22 182V181H21ZM76 182V181H75ZM80 182H76V184H78V186H80L81 187V185H79L80 184ZM83 182V183H84ZM87 182V181H86ZM91 182V181H90ZM99 182V181H98ZM104 181H102V185L103 186H101L100 187V195L99 196H97V200L94 202V204L95 205H97L99 202L101 203V204H103V202H109V205H110V203L111 204H117L118 206L119 205H121V202H122V200H121V197L120 196H118L119 194H116V193H113V192H110V189L108 188V187H106L105 186V184H107V182L105 183H103ZM208 182V183H209ZM219 182V181H218ZM217 182V183H218ZM60 183V182H59ZM59 183H57L58 184V186L60 185ZM101 183V182H100ZM133 183V182H132ZM171 183V182H170ZM207 183V182H206ZM95 184V183H94ZM99 184V183H98ZM115 184V183H114ZM113 184V185H114ZM214 184H216V183H214ZM63 185V184H62ZM61 185V186H62ZM91 185V184H90ZM89 185V186H90ZM93 185V184H92ZM119 185V184H118ZM124 185H125V183H124ZM128 186H129V183L127 184ZM64 186V185H63ZM98 186V185H97ZM110 186V185H109ZM131 186V185H130ZM167 186V185H166ZM83 187V186H82ZM85 187V186H84ZM127 187V186H126ZM82 189V188H81ZM84 189V188H83ZM83 189H82V191H83ZM87 189V188H86ZM94 190V189H93ZM66 191H68L67 189H66ZM76 191H78V190H76ZM87 191V190H86ZM92 191V190H91ZM123 191V190H122ZM130 191V190H129ZM92 192H94V191H92ZM99 192V191H98ZM83 193H84V191H83ZM88 193V192H87ZM87 193H86V195H87ZM209 193H211V192H209ZM75 194V193H74ZM78 194V193H77ZM120 194H122V193H120ZM125 194V193H124ZM29 195H31V194H29ZM67 195H70V194H67ZM79 195V194H78ZM92 195H93V193H92ZM95 195V194H94ZM24 196V195H23ZM74 196H76V195H74ZM122 196V195H121ZM4 197V196H3ZM26 197V196H25ZM72 197V196H71ZM125 197V196H124ZM126 198V197H125ZM19 199V198H18ZM77 199V198H76ZM83 199V198H82ZM90 199V198H89ZM65 200V199H64ZM80 200V199H79ZM86 200V199H85ZM66 201V200H65ZM81 201V200H80ZM83 201V200H82ZM87 201V200H86ZM135 201V200H134ZM123 203V202H122ZM131 203V202H130ZM158 203V202H157ZM124 204V203H123ZM57 205V204H56ZM76 205V204H75ZM91 205V204H90ZM94 205V206H95ZM64 206V205H63ZM93 206V207H94ZM112 206V205H111ZM128 206V205H127ZM130 206V205H129ZM175 206V205H174ZM57 207V206H56ZM71 207V206H70ZM91 207H92V205H91ZM98 207V206H97ZM96 206L94 207V208H96V209H98ZM105 207V206H104ZM103 207V208H104ZM110 207V206H109ZM172 207V206H171ZM177 207V206H176ZM209 207H210V205H209ZM111 208V207H110ZM115 208H120V207H115ZM130 208V207H129ZM141 208V207H140ZM145 208V207H144ZM55 209V208H54ZM63 209V208H62ZM128 209V208H127ZM137 209V208H136ZM161 209V208H160ZM207 209V208H206ZM70 210H71V208H70ZM107 210H108V207H107ZM112 210V209H111ZM110 210V211H111ZM113 210H114V207H113ZM120 209H118V211H119ZM203 210V209H202ZM68 211V210H67ZM72 211V210H71ZM100 211V210H99ZM115 211V210H114ZM118 211H116L117 213H118ZM136 211V210H135ZM89 212V211H88ZM107 212V211H106ZM120 212V211H119ZM59 213V212H58ZM69 213V212H68ZM71 213V212H70ZM69 213V214H70ZM108 213H109V211H108ZM211 214H212V211L210 212ZM51 214V213H50ZM72 214V213H71ZM86 214H87V212H86ZM96 214V213H95ZM97 214H99V213H97ZM100 214H102L101 212H100ZM99 214V215H100ZM160 214V213H159ZM63 215V214H62ZM81 215V213L79 214V216ZM98 215V216H99ZM109 215V214H108ZM121 215V214H120ZM125 215H126V213H125ZM131 215V214H130ZM47 216V215H46ZM87 216V215H86ZM128 216V215H127ZM209 216H210V214H209ZM75 217V216H74ZM73 217V218H74ZM81 217V216H80ZM89 217V216H88ZM94 217H96V215L94 216ZM105 217V216H104ZM204 217V216H203ZM60 218H61V216H60ZM63 218V217H62ZM101 218V217H100ZM136 218V217H135ZM207 218V217H206ZM56 219V218H55ZM68 219V218H67ZM84 219V218H83ZM102 219V218H101ZM106 219H107V217H106ZM105 219V220H106ZM150 219V218H149ZM213 219V218H212ZM86 220V219H85ZM151 220V219H150ZM209 220H211V219H209ZM75 221V220H74ZM89 221H90V219H89ZM139 221V220H138ZM203 221V220H202ZM63 223L65 222L64 220L62 221ZM68 222V221H67ZM82 222H84V221H82ZM206 222H208V221H206ZM212 221H210V224H212L211 223ZM45 223V222H44ZM70 223V222H69ZM74 223V222H73ZM75 223H77V221L75 222ZM74 223V224H75ZM87 223V222H86ZM86 223H84L85 225H86ZM66 224V223H65ZM84 224H82V225H84ZM88 224V223H87ZM90 224V223H89ZM94 224H96V223H94ZM119 224V223H118ZM92 225V224H91ZM106 226H107V224H105ZM65 226V225H64ZM90 226V225H89ZM89 226H86V229H87V227H89ZM99 226H101V225H99ZM212 226V225H211ZM70 227V226H69ZM91 227H93V226H91ZM102 227H103V222H102ZM203 227V226H202ZM65 228H66V226H65ZM71 228V227H70ZM75 228V227H74ZM82 228V227H81ZM97 228V227H96ZM117 228V227H116ZM209 228H210V226H209ZM68 229V228H67ZM72 229V228H71ZM100 229V228H99ZM104 228H102V230H103ZM108 229V228H107ZM118 229V228H117ZM206 229V228H205ZM204 229V230H205ZM40 230V229H39ZM115 230V229H114ZM212 230V229H211ZM71 231H73V230H71ZM76 231V230H75ZM83 231V230H82ZM85 231V230H84ZM87 231H88V229H87ZM87 231H85V232H87ZM91 231V230H90ZM208 231H210V230H208ZM57 232V231H56ZM99 232V231H98ZM117 232V231H116ZM219 232V231H218ZM48 233H49V231H48ZM106 233V232H105ZM119 233V232H118ZM209 233V232H208ZM63 234V233H62ZM73 234V233H72ZM88 234H90V235H92L91 234V232L89 233L88 232ZM207 234V233H206ZM217 234V233H216ZM215 234V235H216ZM61 235V234H60ZM211 235H212V231H211ZM63 236V235H62ZM80 236V235H79ZM84 236H86V233H85V235ZM208 236V235H207ZM86 237H88V236H86ZM107 237V236H106ZM216 237V236H215ZM81 238V237H80ZM219 238H220V236H219ZM221 238H223V237H221ZM220 238V239H221ZM21 239V238H20ZM104 239V238H103ZM206 239V238H205ZM204 239V240H205ZM212 239V238H211ZM88 240V239H87ZM93 240V239H92ZM91 240V241H92ZM215 240V239H214ZM113 241H115V240H113ZM120 241V240H119ZM110 242V241H109ZM214 242V241H213ZM227 243V242H226ZM231 243V242H230ZM68 244V243H67ZM80 244V243H79ZM166 244V243H165ZM183 244V243H182ZM209 244V243H208ZM228 244V243H227ZM119 245V244H118ZM121 245V244H120ZM119 245V246H120ZM184 245V244H183ZM207 245V244H206ZM228 245H230V244H228ZM228 245H226V246H228ZM232 245V244H231ZM59 246V245H58ZM109 246V245H108ZM61 247V246H60ZM211 247L213 248V245H211ZM229 247V246H228ZM228 247H226L227 249H228ZM231 247V246H230ZM230 247H229V249L227 250L228 252H229V250L231 251V249H230ZM72 248H74V247H72ZM105 248V247H104ZM120 248V247H119ZM13 249V248H12ZM23 249V248H22ZM95 249V248H94ZM106 249V248H105ZM91 250V249H90ZM121 251H123L122 249H120ZM115 251V250H114ZM226 251V250H225ZM14 252V251H13ZM104 252V251H103ZM111 252V251H110ZM118 252V251H117ZM91 253V252H90ZM120 253V252H119ZM88 256V255H87ZM84 257V256H83ZM254 257V256H253ZM254 259V258H253ZM122 260V259H121ZM120 261V260H119ZM104 263V262H103ZM122 263V262H121ZM114 264V263H113Z\"/></svg>", "mask_w": 264, "mask_h": 264}]
</instances>
